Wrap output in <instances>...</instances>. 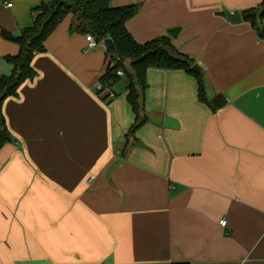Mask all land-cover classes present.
Returning <instances> with one entry per match:
<instances>
[{
  "label": "crops",
  "instance_id": "crops-1",
  "mask_svg": "<svg viewBox=\"0 0 264 264\" xmlns=\"http://www.w3.org/2000/svg\"><path fill=\"white\" fill-rule=\"evenodd\" d=\"M51 1L0 0V77L19 53L3 34ZM111 1L137 6L136 42L169 37L226 104L201 102L185 70L150 68L148 122L125 149L126 85L97 93L106 48L89 49L66 17L2 106L0 264H264V38L242 16L263 0Z\"/></svg>",
  "mask_w": 264,
  "mask_h": 264
},
{
  "label": "trees",
  "instance_id": "trees-1",
  "mask_svg": "<svg viewBox=\"0 0 264 264\" xmlns=\"http://www.w3.org/2000/svg\"><path fill=\"white\" fill-rule=\"evenodd\" d=\"M135 5L114 7L111 0H52L34 9L36 14L33 25L23 29L18 37L4 33V37L19 46L15 57L7 58L12 65L9 76L0 77V149L12 140L8 130L2 106L9 97L17 96L19 87L36 76L32 61L37 54L45 52V41L68 16L72 15L70 33L92 35L97 42L111 38L119 54L120 61H115L106 51L107 65L98 79L101 91H113L121 83L126 85L127 101L135 116L134 123L127 134V144L136 142V132L148 122L145 113V91L147 71L150 68L167 70H185L198 78V97L213 111L222 108L226 101L216 95L207 98L204 76L192 71L194 61L178 52L169 37H159L148 43L139 44L127 29V23L137 15ZM243 20L250 23L259 37L264 38V0L257 8L242 13ZM122 72L123 76H119ZM108 100V95L103 96ZM108 102V101H107ZM186 264V263H175Z\"/></svg>",
  "mask_w": 264,
  "mask_h": 264
},
{
  "label": "water",
  "instance_id": "water-1",
  "mask_svg": "<svg viewBox=\"0 0 264 264\" xmlns=\"http://www.w3.org/2000/svg\"><path fill=\"white\" fill-rule=\"evenodd\" d=\"M228 19L231 22H237L241 19V16L239 13H227L226 14ZM178 32V29H173L169 32V34L172 37H176V33ZM103 46L106 48V51L109 53V55L115 60V61H120L119 54L115 48V44L111 38H107L106 40L103 41ZM192 71L199 75L200 77L202 76V71L201 68L197 65H194L192 67ZM139 147H145L142 144H139ZM146 148V147H145Z\"/></svg>",
  "mask_w": 264,
  "mask_h": 264
},
{
  "label": "built area",
  "instance_id": "built-area-1",
  "mask_svg": "<svg viewBox=\"0 0 264 264\" xmlns=\"http://www.w3.org/2000/svg\"><path fill=\"white\" fill-rule=\"evenodd\" d=\"M9 6H11V5H9ZM86 42H87V47L89 49H93V48H95L98 45L97 41L95 40V38L92 35H90V34L86 35ZM118 75L119 76H123V73L122 72H118ZM96 89H97V91H101L102 87H101V85L99 83L97 84ZM113 97H114V94L113 93H109L107 101H110ZM220 225H221V227L225 228L226 225H227V221L226 220H222L220 222Z\"/></svg>",
  "mask_w": 264,
  "mask_h": 264
}]
</instances>
